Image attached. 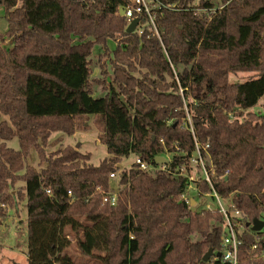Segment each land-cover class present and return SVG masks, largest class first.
I'll list each match as a JSON object with an SVG mask.
<instances>
[{"label": "trees", "instance_id": "1", "mask_svg": "<svg viewBox=\"0 0 264 264\" xmlns=\"http://www.w3.org/2000/svg\"><path fill=\"white\" fill-rule=\"evenodd\" d=\"M127 1L0 0V217L25 201L28 264H86L70 255L71 234L101 264H231L203 260L220 251L223 216L190 207L189 182L174 175L197 141L217 192L245 215L238 264H264V228L247 225L264 220V112L248 111L264 97V0H161L175 8L157 15L159 35L126 31ZM242 71L254 74L230 80ZM88 114L102 116L111 156L94 165L74 146L45 152L54 131L71 135ZM32 147L41 168L26 162ZM131 154L172 161L124 169L117 203L105 202Z\"/></svg>", "mask_w": 264, "mask_h": 264}, {"label": "built area", "instance_id": "2", "mask_svg": "<svg viewBox=\"0 0 264 264\" xmlns=\"http://www.w3.org/2000/svg\"><path fill=\"white\" fill-rule=\"evenodd\" d=\"M123 7L125 12L122 16L126 18V27L135 19H138L135 31L143 33L145 29H149L154 34L159 35V28L157 27L156 17L160 13L161 9H173L175 4H167L161 0H128L125 4L120 5L118 8V14L120 15V9ZM182 92V90H181ZM188 122L190 124V130H193L191 124L190 114L188 115ZM196 149L191 154L187 164H179L176 166L174 175H179L186 178L189 182L187 190L181 194V199L184 200L190 207H194L204 201L203 209H214L217 210L223 216V227L222 236L220 244V256H215L216 258H221L223 262H231V264H238V248L242 243L241 235L245 224V215L237 207L234 200L228 196H221L216 188L214 179L218 178L215 165L211 160V156L208 152V147H200L199 143L195 141ZM166 157V163H150L149 161L143 159L136 155V160L132 165L136 166L139 170L143 171H159L168 170L167 164L172 161V155L170 157L165 156V154H158ZM131 165V166H132ZM122 172H111L110 178L115 179L119 177ZM118 184V183H117ZM206 184L208 186L207 191L201 189V185ZM120 190V185L112 187L104 195V201L110 202L115 205L117 203L118 193ZM51 193V190H48ZM71 195V192L69 193ZM199 197L200 202L196 199ZM205 198L211 199L216 205L213 206L212 203H208ZM195 201V202H194ZM194 202V204H193ZM3 207L5 205H2ZM256 245H253V249ZM257 257L264 258V251L258 252Z\"/></svg>", "mask_w": 264, "mask_h": 264}, {"label": "rangeland", "instance_id": "3", "mask_svg": "<svg viewBox=\"0 0 264 264\" xmlns=\"http://www.w3.org/2000/svg\"><path fill=\"white\" fill-rule=\"evenodd\" d=\"M8 27L7 19L4 15L3 9L0 10V31L6 30ZM108 45L111 49L115 48V43L109 41ZM96 47V51H98ZM98 70L95 71V74ZM254 73L252 72H240L236 75L230 74L229 78L233 82H242L248 79ZM96 96H102V91L97 90L94 92ZM248 111H254L257 113L264 112V97L260 100L259 104L254 106ZM246 112V111H245ZM81 119V123L84 126L76 129L71 135L64 133L61 130H56L51 134L47 145L44 146L45 152L51 154L58 149H62L67 146H74L79 151L83 153H90L91 157L89 163L98 165L102 160L111 156V154L106 149V146L101 142L103 136L104 123L103 118L99 114H88L84 115ZM8 146L14 148L15 150L20 149V143L17 138H13L7 141ZM30 154L27 158V164L34 166L35 168H41L44 166L40 163L39 153L35 148L30 149ZM165 156L170 157V155L165 154ZM136 160V155L131 154L129 157H124L120 164V172L124 169H130L133 162ZM118 177L111 179V184L115 187L118 186ZM198 202H200L199 197L196 196ZM208 203H212L213 206L216 204L212 202L211 199L205 198ZM204 200V199H203ZM200 204L195 205V208L201 209L203 207L204 201ZM25 201H22L19 209L9 208L7 214L0 217V264H27V249H28V222L27 209L25 206ZM73 244L68 249L70 255L78 263L86 264H101L99 258L93 256L92 258L83 257L78 253L77 247L74 244L75 238L71 234L69 236Z\"/></svg>", "mask_w": 264, "mask_h": 264}, {"label": "water", "instance_id": "4", "mask_svg": "<svg viewBox=\"0 0 264 264\" xmlns=\"http://www.w3.org/2000/svg\"><path fill=\"white\" fill-rule=\"evenodd\" d=\"M120 14L123 15L125 12L123 11V7L120 9ZM138 23V19L133 20L127 27H126V31L128 33H133L136 29L135 27L137 26ZM156 163H166L167 159L166 157L162 156V155H158L155 158ZM118 169H121L120 164L117 165ZM195 202V201H194ZM193 202V204H194ZM247 225L251 226V229L253 231H261L264 228V220H260L258 218H255L252 222H248ZM214 254H216L217 256H220L221 253L217 252L215 253L214 250L209 249L208 252L204 255L203 260L204 261H208Z\"/></svg>", "mask_w": 264, "mask_h": 264}, {"label": "crops", "instance_id": "5", "mask_svg": "<svg viewBox=\"0 0 264 264\" xmlns=\"http://www.w3.org/2000/svg\"><path fill=\"white\" fill-rule=\"evenodd\" d=\"M27 258H28V256H27ZM27 264H28V259H27Z\"/></svg>", "mask_w": 264, "mask_h": 264}]
</instances>
